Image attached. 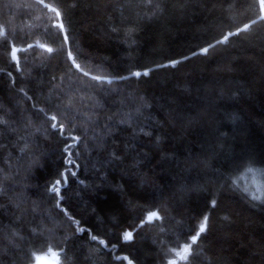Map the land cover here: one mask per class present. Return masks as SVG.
Returning a JSON list of instances; mask_svg holds the SVG:
<instances>
[{
    "label": "trees",
    "instance_id": "1",
    "mask_svg": "<svg viewBox=\"0 0 264 264\" xmlns=\"http://www.w3.org/2000/svg\"><path fill=\"white\" fill-rule=\"evenodd\" d=\"M254 167L259 0H0V264H264V200L234 182Z\"/></svg>",
    "mask_w": 264,
    "mask_h": 264
},
{
    "label": "snow or ice",
    "instance_id": "2",
    "mask_svg": "<svg viewBox=\"0 0 264 264\" xmlns=\"http://www.w3.org/2000/svg\"><path fill=\"white\" fill-rule=\"evenodd\" d=\"M39 2H40V3H43V0H39ZM259 4H260L262 7H264V0H259ZM46 6H47V5H45V7H46ZM53 11H56V10L53 9ZM56 17H57L58 19L60 18V13H59L58 11L56 12ZM252 22L255 23L256 21H252ZM54 27L60 29V33L62 34V43H64V44L69 43V37H68V35L65 33V31H64V24H63V22L61 21L60 23L55 24ZM247 27H248V25H245V26H244L245 29H246ZM241 30H242V29H238L236 32H229V33L223 35L222 38L217 39V40L215 41V44H221V43H225V42H227V41L229 40V37H230V36H232V35H238V34H239V31H241ZM215 44H209V46L203 48V49L201 50V52L206 54V53L208 52L209 48H210V47H214ZM29 47H31V45H29ZM47 51H48L49 53H51V52L53 51V49H52V48H48ZM196 54H197V53H195V52L193 53V55H196ZM15 56H16V53H15V51H13V52H12V57H13V59H15ZM67 57H68V59H69L70 61H72V64H73L74 68H75L77 71H81V66H80V64H78V63L75 62V58H74L73 53H72L71 51H67ZM185 59H187V57H186ZM175 63H179V61H174V62H173V66L175 65ZM83 75H84V76H88L89 73H88V72H83ZM133 75H135V76L138 77V76L141 75V73H140V72H135V73H133ZM143 75L146 76V75H148V73L145 72V73H143ZM92 79L95 80V79H97V77L93 76ZM49 119H50V121H52V123L50 124V127H51L52 129H57V130H59V131H63V127H64V125H63L62 123H60V124L58 125V123L56 122V121H57V115H56V114H52V115L49 117ZM72 139H73V140H76V139H78V137H75V136H74V137H72ZM70 147H71V145H68V146L66 147L65 151H68V148H70ZM69 163H71V161H69ZM60 183H61V181H60V180H57V181L55 182V185L52 186L51 191L58 193V192H59V189L56 187V185H58V184H60ZM215 203H216L215 200H213V201H212V205L215 206ZM158 219H160V216L158 215V212H156V211H151V212L147 215V217H146V221H145V220H141L139 226H140V227H143V225H144L145 222H152V221H154V220H158ZM77 223H78V222H77ZM207 223H208V217L205 215V216L203 217V219L201 220V222L198 224L197 228L194 230V232L190 234L191 244H196V242H197L198 238L201 236V234H203V233L206 232V230H207ZM79 231H83V229H79ZM91 238H92V240H96V239H97V237H96L95 235H93ZM123 239H124L125 241H131V240L133 239V232H131V231L125 232V233H124V236H123ZM100 243L103 244L104 241L101 240ZM190 247H191V245H188L187 247H185L184 251H185V252H188L189 249H190Z\"/></svg>",
    "mask_w": 264,
    "mask_h": 264
},
{
    "label": "rangeland",
    "instance_id": "3",
    "mask_svg": "<svg viewBox=\"0 0 264 264\" xmlns=\"http://www.w3.org/2000/svg\"><path fill=\"white\" fill-rule=\"evenodd\" d=\"M234 182L236 185L239 184V187H242L251 200L258 201V203H261V201L264 200V169L258 167L250 168L246 172L237 176L234 179ZM182 251H179L177 255ZM53 254V252L47 254L43 253L44 258H51L53 257ZM53 261H55L56 264H60L61 260L60 257L57 256L56 260L55 257H53Z\"/></svg>",
    "mask_w": 264,
    "mask_h": 264
},
{
    "label": "water",
    "instance_id": "4",
    "mask_svg": "<svg viewBox=\"0 0 264 264\" xmlns=\"http://www.w3.org/2000/svg\"><path fill=\"white\" fill-rule=\"evenodd\" d=\"M15 53L17 55V51H15ZM15 60H17V56H15ZM184 249H183V251L180 254H178V259H176L175 261H173L172 264H175L177 262V260H183L184 259V256L188 253V252H185ZM53 257H55V260H56L57 254L54 253L53 254ZM53 257H51V258H44V255L37 256L36 261H35L34 264H56L55 261H53Z\"/></svg>",
    "mask_w": 264,
    "mask_h": 264
}]
</instances>
